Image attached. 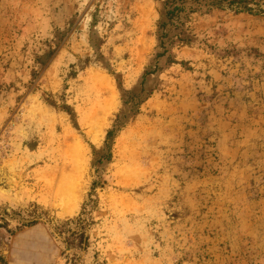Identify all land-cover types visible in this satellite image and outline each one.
<instances>
[{
  "label": "rangeland",
  "instance_id": "obj_1",
  "mask_svg": "<svg viewBox=\"0 0 264 264\" xmlns=\"http://www.w3.org/2000/svg\"><path fill=\"white\" fill-rule=\"evenodd\" d=\"M229 1L164 53L165 0H0V264H264V0Z\"/></svg>",
  "mask_w": 264,
  "mask_h": 264
},
{
  "label": "trees",
  "instance_id": "obj_2",
  "mask_svg": "<svg viewBox=\"0 0 264 264\" xmlns=\"http://www.w3.org/2000/svg\"><path fill=\"white\" fill-rule=\"evenodd\" d=\"M243 0L229 1V5H236L237 9L254 10V8L247 5H241ZM222 0H165V20H162L159 24L161 29V46L164 48V53L167 51V43L165 39L171 28H178L184 23V18L188 15V12L196 11L197 9H210L213 6L220 5ZM185 41V40H183ZM120 121V120H119ZM114 135V130L108 132L107 137L110 138ZM2 224L0 223V227ZM87 241V240H86Z\"/></svg>",
  "mask_w": 264,
  "mask_h": 264
},
{
  "label": "bare ground",
  "instance_id": "obj_3",
  "mask_svg": "<svg viewBox=\"0 0 264 264\" xmlns=\"http://www.w3.org/2000/svg\"><path fill=\"white\" fill-rule=\"evenodd\" d=\"M67 192V191H66ZM65 204V203H64ZM65 206V205H64Z\"/></svg>",
  "mask_w": 264,
  "mask_h": 264
}]
</instances>
